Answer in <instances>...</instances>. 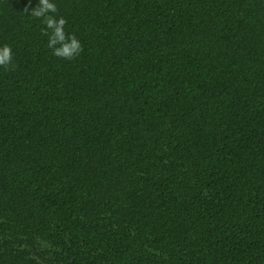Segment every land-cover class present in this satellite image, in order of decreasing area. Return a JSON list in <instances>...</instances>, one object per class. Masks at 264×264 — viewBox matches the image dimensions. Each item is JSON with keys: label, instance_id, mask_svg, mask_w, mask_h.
<instances>
[{"label": "trees", "instance_id": "16d2710c", "mask_svg": "<svg viewBox=\"0 0 264 264\" xmlns=\"http://www.w3.org/2000/svg\"><path fill=\"white\" fill-rule=\"evenodd\" d=\"M54 2L74 60L0 0V264H264V0Z\"/></svg>", "mask_w": 264, "mask_h": 264}, {"label": "clouds", "instance_id": "9594fccd", "mask_svg": "<svg viewBox=\"0 0 264 264\" xmlns=\"http://www.w3.org/2000/svg\"><path fill=\"white\" fill-rule=\"evenodd\" d=\"M28 13V8H25ZM54 0H39L38 5L31 9L30 16L40 20L44 27L41 35L48 37L47 47L52 50V54L65 60H74L83 52V45L75 34L65 31L67 19L60 15ZM0 67L6 70H14L12 48L8 44L0 46Z\"/></svg>", "mask_w": 264, "mask_h": 264}]
</instances>
